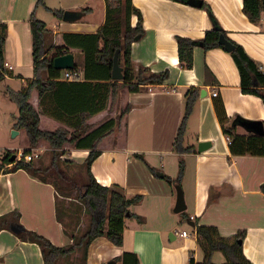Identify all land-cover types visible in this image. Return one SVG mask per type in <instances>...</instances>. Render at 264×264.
<instances>
[{
	"label": "crops",
	"instance_id": "crops-1",
	"mask_svg": "<svg viewBox=\"0 0 264 264\" xmlns=\"http://www.w3.org/2000/svg\"><path fill=\"white\" fill-rule=\"evenodd\" d=\"M131 3L141 14L143 28V35L130 46L132 63L154 73L167 70L169 75L162 84L148 85L137 92L121 87L112 107L104 111L105 118L104 113L94 117H103L95 127L115 117L116 108L130 105L120 120L121 126L102 139L100 154L92 162L90 172L102 186L117 187L127 197L140 194L141 200L129 210L143 220L124 219L120 246L103 236L95 238L88 247L86 264H122L113 259L124 252L135 254L139 264H189L190 258L199 264L204 252L196 240L195 225L215 226L224 238L243 231L244 256L252 264H264V156L232 155L213 105L215 99H221L229 119L239 115L264 121L263 103L258 96L241 91L239 72L229 52L220 47L205 50L195 46L192 67L181 68L175 40L176 36L199 39L216 22L264 70V12L259 20L250 21L243 12L242 0H202L200 7L175 0ZM54 9L62 14L76 12L79 17L63 21L62 14L58 18L51 12ZM44 12L53 14V20ZM32 13L46 25L48 47L57 34L97 32L105 20V1L44 0V5H37L36 0H0V22L6 24L4 61L11 73L4 81L17 80L18 89L23 79L34 76L29 26ZM136 22L137 17L132 15L131 24ZM72 54L74 65H78L77 80H82L83 55L76 51ZM61 71L62 76L64 70ZM192 86L197 87L199 94L186 121L182 145L194 146V152L178 154L173 142L183 115L184 94ZM201 89L205 91L203 96ZM213 90L217 91L216 97L211 95ZM40 125L50 130H71L46 115L40 116ZM15 130L26 136L24 130ZM246 131L241 126L237 129L239 134ZM198 142H209V146L199 152ZM67 144L71 145L67 159L83 163L88 150ZM29 147L27 141L24 149ZM2 151L0 217L7 216L8 223L0 229V264H44L40 246L22 240L19 233L34 231L56 246L72 243L57 219L58 193L49 180L43 182L22 168L13 169V161L2 162ZM179 159L184 161L180 186L186 207L183 212L174 213L176 193L161 178L178 176ZM15 225L23 230L14 232L11 226ZM182 230L186 236L180 235ZM224 263L221 252L211 254V264Z\"/></svg>",
	"mask_w": 264,
	"mask_h": 264
},
{
	"label": "trees",
	"instance_id": "trees-1",
	"mask_svg": "<svg viewBox=\"0 0 264 264\" xmlns=\"http://www.w3.org/2000/svg\"><path fill=\"white\" fill-rule=\"evenodd\" d=\"M104 1L105 20L97 32L57 34L54 42L48 47L46 25L44 21L35 18L32 13L29 18V26L34 76L31 79H23V85L16 91L10 88L6 89L18 108L13 127L24 130L30 147L44 141L53 149L69 143L76 148L88 150L83 162L87 179L81 186L73 185L77 192L79 189H83L81 199L84 201L88 215V224L85 229L79 235L67 231L66 228L63 229L64 233L72 239V243L66 246H56L49 239L34 231L23 230L19 233V238L22 240L34 242L40 246L44 264H59L60 261H64V264H71L68 259L76 253H79V264H86L88 247L95 238L103 236L114 245L120 246L123 241L124 219L133 217L139 222L143 220L141 216L129 210L131 205L141 200L140 194L127 197L117 187L102 186L97 183L90 172L92 162L100 154L99 146L102 139L121 126L120 120L130 109V105H126L116 117L103 120L95 127L94 125L102 116H106L104 111L112 107L121 87L126 88L129 92H137L148 85L162 84L169 73L167 70L154 73L147 67L135 66L132 63L130 58L131 43L136 36L143 35L141 14L132 5L131 0ZM175 1L185 2L186 0ZM36 4L44 5V0H36ZM242 5L243 12L250 21L259 20L261 13L264 12V0H242ZM51 12L58 18L62 14V11L58 9L51 10ZM132 15L137 17L135 25L131 24ZM220 34H223L235 46L229 54L239 72L241 91L258 96L264 106V70L247 55L239 44L229 39L216 22H214L213 28L206 30L199 39L175 37L180 67L186 69L192 67L195 46L205 50L212 47L224 49L223 46L217 44ZM5 37L6 24L0 22V82L5 80L4 74L11 76V73L3 66ZM117 49L119 50L118 63L122 67L123 75L120 81L111 78L113 56ZM74 51L83 55V79H61L62 71L53 67V59ZM69 70H78V65L75 64L74 68ZM205 72L206 75L210 74L208 69ZM17 77L20 78V76ZM198 94L199 91L195 86L189 87L184 94L183 115L173 142V150L178 154L194 152V146L183 147L182 140L186 121L192 112ZM213 105L223 134L231 139L229 144L231 154L264 156V135H257L250 131L239 134L237 129L245 119L239 115L229 119L221 99H215ZM101 113L104 114L94 118ZM41 115H46L64 124L72 131L69 133L64 127L50 130L41 126ZM30 147L24 149L23 153H30ZM13 154L4 151L2 162H7ZM136 156L143 160L141 155L137 154ZM57 158L52 155L51 163L45 168H39L34 167L32 161L25 162L23 159L17 160L15 157L12 168H22L43 182H46L51 174L54 175L49 181L59 193L60 182L70 179L58 166ZM62 163L70 165L73 162L65 159ZM183 171L184 161L179 159L178 176L175 179H170L164 175V178L170 184L180 185ZM261 188L264 193V185ZM56 215L57 219H60L58 206H56ZM6 217H0V229L7 225ZM193 229L196 240L204 252V258L199 264H211V254L214 251L223 254L224 264H252L244 256L241 242H238L239 239H243V231L234 237L224 238L219 235L215 226L195 225ZM116 260H120L122 264H139L138 257L130 252H124L119 258L113 259V261ZM189 264H194L192 258L189 259Z\"/></svg>",
	"mask_w": 264,
	"mask_h": 264
},
{
	"label": "rangeland",
	"instance_id": "rangeland-1",
	"mask_svg": "<svg viewBox=\"0 0 264 264\" xmlns=\"http://www.w3.org/2000/svg\"><path fill=\"white\" fill-rule=\"evenodd\" d=\"M44 13L45 16H49L50 19L53 20V14ZM49 27L52 29L51 25H49ZM7 84L10 88L17 90L19 82L17 80L0 82V149L3 150L2 152L7 151L17 154L24 150L27 145V140L23 133L12 135V131H17L13 129L12 126L14 118L17 116L18 108L15 101L10 97L6 90L8 88ZM122 110L123 107L116 108V114L118 115V113ZM67 131L69 133L71 132L69 129H67ZM41 143L44 144L41 145ZM70 147L71 145L69 146L65 143L60 148L53 149L46 142L40 141L36 146L32 147L33 150H37H32L36 156L33 158L31 163L34 167L45 168L51 163L52 155L58 157L56 159L58 166L65 173L68 179H70L68 181L64 180L60 182L61 190L58 191L59 193L57 195L59 220L64 229L66 228L67 231L75 235H79L88 224V215L86 214L84 201L81 199L83 189H79V192H77L73 185L76 184L77 186H81V184L86 181L87 175L83 168V163L73 162L70 165H64L62 163V161L69 157L68 152L70 151ZM78 155H81V153H78L77 156ZM53 177L54 175L51 174V176L48 177V180H52ZM161 179L165 183L171 185L173 191L176 193V187L180 185L170 184L164 177ZM68 262L71 264H79V253L70 257ZM64 263V261L59 262V264Z\"/></svg>",
	"mask_w": 264,
	"mask_h": 264
},
{
	"label": "water",
	"instance_id": "water-1",
	"mask_svg": "<svg viewBox=\"0 0 264 264\" xmlns=\"http://www.w3.org/2000/svg\"><path fill=\"white\" fill-rule=\"evenodd\" d=\"M186 2L195 7H200L202 5V0H186ZM79 17V13L72 12V11H64L62 14V20L63 21H73ZM138 36L134 38L136 40ZM217 44L223 46L224 50L227 52L232 51L235 46L234 44L229 41L223 34H220L217 40ZM118 52L117 49L113 56V63H112V69H111V78L113 80H122V67L118 63ZM53 67L57 70H69L74 68V57L72 53H65L63 55H59L53 59ZM205 94V91L203 89L200 90V96H203ZM241 127L246 129L247 131H250L257 135H264V126L263 121L260 120H243L240 123ZM17 134V131H12V135ZM209 146V142H198L197 144V151L201 152L205 150ZM16 155L13 154L9 160L13 161L15 159ZM160 177L163 176L162 173H158ZM185 202L183 197V191L180 186L176 187V199H175V205L173 208L174 213H181L185 210ZM190 226H194L193 223H189ZM11 229L14 232H21L23 229L22 227L15 225L11 226ZM238 242L240 243L241 240L239 239ZM112 263V262H110Z\"/></svg>",
	"mask_w": 264,
	"mask_h": 264
},
{
	"label": "built area",
	"instance_id": "built-area-1",
	"mask_svg": "<svg viewBox=\"0 0 264 264\" xmlns=\"http://www.w3.org/2000/svg\"><path fill=\"white\" fill-rule=\"evenodd\" d=\"M3 66L7 70L10 68V66L6 62H4ZM4 76L7 77L6 74H4ZM61 78L66 79V80L78 79L79 78V73H78V71H71V70L67 69V70L63 71V74H62ZM211 95L213 97H216L217 96V91L213 90ZM225 139H226V142L228 144H230L231 139L228 136H225ZM35 156H36V154H34L33 152H30L28 154H24L23 151H22V152L16 154V159L17 160L23 159L25 162H31ZM190 219H193V217H190ZM186 234H187V232L185 230H182L181 233H180L181 236H186Z\"/></svg>",
	"mask_w": 264,
	"mask_h": 264
}]
</instances>
